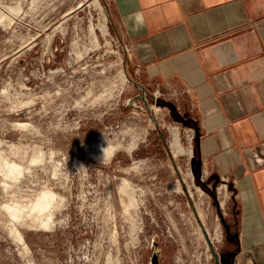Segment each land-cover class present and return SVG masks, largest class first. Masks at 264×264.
<instances>
[{"label": "rangeland", "instance_id": "obj_1", "mask_svg": "<svg viewBox=\"0 0 264 264\" xmlns=\"http://www.w3.org/2000/svg\"><path fill=\"white\" fill-rule=\"evenodd\" d=\"M106 1L0 0V264H215L228 186L190 123L130 106Z\"/></svg>", "mask_w": 264, "mask_h": 264}, {"label": "crops", "instance_id": "obj_2", "mask_svg": "<svg viewBox=\"0 0 264 264\" xmlns=\"http://www.w3.org/2000/svg\"><path fill=\"white\" fill-rule=\"evenodd\" d=\"M106 5L140 84L133 88L174 103L176 115L164 108L197 125L202 177L228 186L224 259L264 264V0ZM137 11L146 23L133 31L128 17Z\"/></svg>", "mask_w": 264, "mask_h": 264}, {"label": "water", "instance_id": "obj_3", "mask_svg": "<svg viewBox=\"0 0 264 264\" xmlns=\"http://www.w3.org/2000/svg\"><path fill=\"white\" fill-rule=\"evenodd\" d=\"M106 8H107V5H106ZM107 11H108V17H110L108 8H107ZM109 24L112 25L110 19H109ZM124 69L127 72V55H126V60L124 61ZM127 76L129 78V80L135 86L140 87V84L137 83L134 79H132L130 77V75H128V73H127ZM151 101H152L153 104H162L164 106L169 107L173 111V113L175 115H176V108L177 107H176V105L174 103H170L168 101L162 100V99L156 97L155 95H152L151 93L146 92V91H144V92H142V93H140V94H138L135 97L130 99L129 104L133 108H142V106L137 105V102L143 103L144 107L149 112L150 117L152 118L153 122L156 124L157 128L161 132L160 123L158 122L157 117L154 116L153 113H152V108H151V103H150ZM175 121H178L181 124H187L188 123L187 120L178 119L176 116H175ZM194 127H195V131H196V136H197V138H199V130H198V127H197V125L195 123H194ZM163 140H164V143H165V139L164 138H163ZM192 162L193 163H195V162L200 163V159L198 157L194 156V157H192ZM198 179H199V177H198ZM203 185L207 186V184L204 183V182H203ZM214 196L217 199L216 195H214ZM220 214L222 215L221 212H220ZM197 217L199 219L198 214H197ZM204 235H205V237L207 239V242L209 244L210 250L212 251V254L214 256L216 264H229V262L232 261L233 257H235L234 255L236 253H231L230 256H229V259L226 261L225 259H223V257L214 248L213 243L211 241V238H210V236H209V234H208V232L206 230H204ZM159 262H160V259H159L158 254H154L153 257H152V264H159Z\"/></svg>", "mask_w": 264, "mask_h": 264}, {"label": "bare ground", "instance_id": "obj_4", "mask_svg": "<svg viewBox=\"0 0 264 264\" xmlns=\"http://www.w3.org/2000/svg\"><path fill=\"white\" fill-rule=\"evenodd\" d=\"M178 135H179V133L177 134V137H175V140H174V142H173V145H174V147H175V149H176V153L178 154H183L184 153V149H183V147L181 146V141H180V136L178 137ZM175 153V154H176ZM184 155V154H183ZM175 156V155H174ZM178 156V155H177ZM177 156H175V157H177ZM182 156V155H181ZM16 167V166H15ZM14 169V168H13ZM52 195H48V197H47V199L46 200H44V201H41V202H39L38 203V206L39 207H41V208H48L50 205H51V203H52ZM15 210V209H14ZM12 212V210L10 211V213ZM15 212V211H14ZM19 212V211H18ZM12 214V213H11ZM20 214V213H19ZM13 215L14 216H16V215H18V214H16V213H13ZM9 217L11 216V215H8ZM7 216V217H8ZM16 219H17V217H16ZM4 222V221H3Z\"/></svg>", "mask_w": 264, "mask_h": 264}, {"label": "clouds", "instance_id": "obj_5", "mask_svg": "<svg viewBox=\"0 0 264 264\" xmlns=\"http://www.w3.org/2000/svg\"><path fill=\"white\" fill-rule=\"evenodd\" d=\"M128 22H130L131 29L133 31H139L141 28L144 27V25L146 23L144 14L141 11H137V12L131 14L128 17ZM106 149L103 150L104 151V155H105Z\"/></svg>", "mask_w": 264, "mask_h": 264}, {"label": "flooded vegetation", "instance_id": "obj_6", "mask_svg": "<svg viewBox=\"0 0 264 264\" xmlns=\"http://www.w3.org/2000/svg\"><path fill=\"white\" fill-rule=\"evenodd\" d=\"M221 213H222V212H221ZM222 215H223V213H222ZM154 242H155V240H154ZM156 244H157V243H156ZM156 247H157V246H156ZM218 253L223 257V255H222V251H219ZM154 254H158L159 259H160V256H161V254H162V250L156 248L155 251H154V253H153V255H154ZM223 259H224V257H223ZM160 263H161V260H160L159 264H160ZM215 264H216V261H215Z\"/></svg>", "mask_w": 264, "mask_h": 264}, {"label": "built area", "instance_id": "obj_7", "mask_svg": "<svg viewBox=\"0 0 264 264\" xmlns=\"http://www.w3.org/2000/svg\"><path fill=\"white\" fill-rule=\"evenodd\" d=\"M156 96V95H155ZM156 97H158V96H156ZM159 98V97H158ZM225 197H228V193H227V190H226V194H225ZM221 209H225V207H224V205H222V203H221Z\"/></svg>", "mask_w": 264, "mask_h": 264}]
</instances>
